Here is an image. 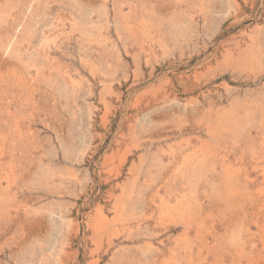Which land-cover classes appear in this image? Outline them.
I'll list each match as a JSON object with an SVG mask.
<instances>
[{"label":"rangeland","instance_id":"rangeland-1","mask_svg":"<svg viewBox=\"0 0 264 264\" xmlns=\"http://www.w3.org/2000/svg\"><path fill=\"white\" fill-rule=\"evenodd\" d=\"M0 264H264V0H0Z\"/></svg>","mask_w":264,"mask_h":264}]
</instances>
